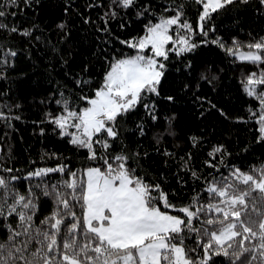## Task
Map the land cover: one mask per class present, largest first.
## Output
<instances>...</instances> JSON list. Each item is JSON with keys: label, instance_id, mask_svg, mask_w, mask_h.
Listing matches in <instances>:
<instances>
[{"label": "snow or ice", "instance_id": "snow-or-ice-1", "mask_svg": "<svg viewBox=\"0 0 264 264\" xmlns=\"http://www.w3.org/2000/svg\"><path fill=\"white\" fill-rule=\"evenodd\" d=\"M192 2L202 9L198 31L185 18L183 3L165 7L157 15L137 0H110L101 17L104 27L99 31L109 32L108 23L117 18L118 10L137 9V19H146V23L138 35L117 38L129 52L109 58L95 85L90 78L77 79L79 94L59 92L55 100L58 111L45 113L42 123L51 124L53 131L77 150H86L85 165L72 169L58 163L30 171L24 179L38 182L30 184L24 193L14 183L20 177L0 176V220L7 233L0 239V264H264V164L247 171L228 166L223 160V146H216L209 156L213 160L219 156L218 163L227 173L212 161L205 164L219 174L210 173V179L190 170L192 178L203 180L205 187L194 189L187 203L177 205L160 183L146 179L148 173L140 161L148 153L124 142L123 122L139 109L143 108L153 122L157 120L155 98L161 96L160 87L173 56L193 52L199 46L194 36L207 37L209 31H215L214 26L207 27L213 14L231 5L249 4V0ZM23 3L31 6V0ZM259 4L264 6V0ZM8 6L18 7V0H0V18L8 14L4 10ZM169 12L173 14L167 15ZM57 27L64 31L66 24ZM0 29L18 31L16 27L9 29L2 20ZM212 43L241 62L258 68L264 65V37L246 44L233 37L232 46L219 38ZM16 55L0 45V67L12 66L9 58ZM0 79H4L3 72ZM241 85L247 96L258 101V109L249 112L259 126L258 142L264 141V68L246 74ZM164 99L174 100L172 96ZM4 107L10 113L13 106ZM12 119L20 117L0 111V121L10 124ZM135 128L139 136L146 135L143 123H136ZM171 134L169 126L154 133L153 142L159 145L164 135ZM191 139L195 146L197 138ZM164 155L172 153L165 150ZM181 159L187 169L191 155L188 160ZM55 173L60 174L59 180L45 179ZM41 196L52 202V210L37 223ZM9 217L14 224L8 222Z\"/></svg>", "mask_w": 264, "mask_h": 264}, {"label": "trees", "instance_id": "trees-1", "mask_svg": "<svg viewBox=\"0 0 264 264\" xmlns=\"http://www.w3.org/2000/svg\"><path fill=\"white\" fill-rule=\"evenodd\" d=\"M109 3L110 0H31V6L26 7L23 0H18V7L4 9L8 14L0 20L9 29L16 27L18 31L0 29V45L5 51L11 49L17 53L16 57L9 58L12 66L0 67L4 74V79H0V111L20 119H12L10 124L0 121V169L13 170L11 173L0 171V176L20 177L14 183L21 193L38 182L24 179L30 171L55 167L58 163L79 169L86 163V150H77L67 138H60L51 124L42 121L45 113L58 111L55 100L59 99V92L79 94L77 79L90 78L95 85L109 58L121 51L129 52L117 38L138 35L146 23V19H137V9L118 10L117 18L108 23L109 32L99 31L104 27L101 17ZM137 3L149 5L157 15L165 7L183 3L185 18L198 31L201 6L192 0H137ZM86 18L88 23L84 22ZM61 23L66 24L64 31L57 27ZM213 26L215 31H209L207 37L194 36L199 46L193 52L183 57L173 56L160 87L161 96L155 98L157 120L153 122L141 108L123 122L124 142L132 149L148 153L140 161L148 173L146 179L160 183L170 201L177 205L187 203L194 189L201 191L205 187L203 180L192 178L190 170L210 179V173L219 174L205 164L212 161L221 172L227 173V168L218 163L219 156L217 160L209 156L216 146H223V160L228 166L247 171L264 164V141L258 142L259 126L249 112V109H258L259 104L246 95L241 85L246 74L258 72L264 65L258 68L241 62L212 43L219 38L226 46H232L233 37L242 44L264 37V6L259 0L228 6L207 22L209 29ZM24 31L31 34L21 35ZM168 96L174 100L164 99ZM6 104L13 106L10 113L4 107ZM16 104L20 107L16 108ZM138 122L145 125L143 137L135 128ZM169 126L172 134L164 135L156 145L153 134L164 132ZM192 137L197 138L195 146ZM165 150L172 155L165 156ZM51 153L56 154L55 158L45 155ZM189 155L186 169L181 158L188 160ZM60 178L55 173L45 179L55 182ZM38 206L37 223L50 213L52 202L41 196ZM8 222L15 223L11 217ZM3 223L0 220V239L7 235Z\"/></svg>", "mask_w": 264, "mask_h": 264}, {"label": "rangeland", "instance_id": "rangeland-1", "mask_svg": "<svg viewBox=\"0 0 264 264\" xmlns=\"http://www.w3.org/2000/svg\"><path fill=\"white\" fill-rule=\"evenodd\" d=\"M202 10V9H201ZM242 51H248V50H242ZM173 214H175V213H173Z\"/></svg>", "mask_w": 264, "mask_h": 264}]
</instances>
